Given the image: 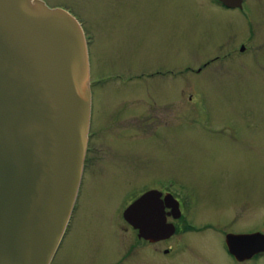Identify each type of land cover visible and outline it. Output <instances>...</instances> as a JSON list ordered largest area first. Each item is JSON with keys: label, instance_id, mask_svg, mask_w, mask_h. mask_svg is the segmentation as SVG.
<instances>
[{"label": "rangeland", "instance_id": "1", "mask_svg": "<svg viewBox=\"0 0 264 264\" xmlns=\"http://www.w3.org/2000/svg\"><path fill=\"white\" fill-rule=\"evenodd\" d=\"M39 1L82 26L94 129L130 140L119 152L114 135L100 136L103 158L82 189L54 264L116 263L121 247L137 240L122 219L134 198L128 190L169 177L197 189L196 223L219 222L223 234L215 227L187 232L188 249L177 262L157 249L172 247L180 235L151 246L139 241L146 249L127 264H236L222 249L224 231L264 235V48L236 54L244 38L264 44V0L248 1L247 23L214 0ZM230 48L236 55L203 68ZM160 69L172 72L155 74ZM127 146L136 149L131 164ZM129 173L136 180L123 182Z\"/></svg>", "mask_w": 264, "mask_h": 264}, {"label": "water", "instance_id": "2", "mask_svg": "<svg viewBox=\"0 0 264 264\" xmlns=\"http://www.w3.org/2000/svg\"><path fill=\"white\" fill-rule=\"evenodd\" d=\"M218 1L229 8L242 3ZM90 98L77 21L39 0H0V264L52 258L81 179ZM153 196L146 193L122 214L147 240L164 237L151 226ZM225 243L238 261L264 252L261 233L229 234Z\"/></svg>", "mask_w": 264, "mask_h": 264}, {"label": "flooded vegetation", "instance_id": "3", "mask_svg": "<svg viewBox=\"0 0 264 264\" xmlns=\"http://www.w3.org/2000/svg\"><path fill=\"white\" fill-rule=\"evenodd\" d=\"M215 7L217 6L220 8L221 11H226V12H231L234 11L236 15H238L243 21L250 22L252 20V16L249 11H247V6H248V1L249 0H243L242 3V8H229L223 3H221L218 0H214ZM217 8V9H218ZM259 43L261 44V41H257L254 38H244L242 40H239L237 42V47L236 51L238 53L236 54H247L249 52H259L264 48V44H261L260 46ZM260 48V49H259ZM223 51V50H222ZM220 51V52H222ZM235 49L230 48L224 52H222L221 55H215L214 59H211L207 63L203 64V68H207L208 66L212 65L214 62L217 60H220V58H228L231 56H234L235 54ZM235 54V55H236ZM220 57V58H219ZM171 73L172 70H158L155 74H163V73ZM200 72V69L197 70V73ZM91 93L92 88H91ZM94 100V102H93ZM93 106L95 108V97L91 96V102H90V120H89V126H88V134H87V145H86V151H85V156H84V161H83V167H82V174H81V179L77 191V196L75 199V203L68 221V224L65 228L64 234L62 236V239L60 241V244L58 248L56 249L53 257L51 258L50 262L48 264H54V259L57 254V251L60 249V246L62 245V242L64 238L66 237V234L68 233L69 229L71 228L72 221L74 219V214L77 211L78 208V202L80 200L81 194H82V189L84 188L85 183L88 181L89 177L91 178L92 175L94 176V168L95 165L103 158V153L105 152V148L101 146L98 143V140L101 135L109 132L112 135H114L117 140L119 141L118 143V148L119 152L123 146V142L130 141L128 138H122L124 136H121L119 134L118 138V133H113V131L107 129V128H100L98 131L94 129V110ZM109 120L113 119L112 115H108ZM153 134H157L160 132H155L152 131ZM151 133V132H150ZM135 137V136H134ZM133 138V137H132ZM131 138V139H132ZM132 148V149H131ZM128 152L130 155L128 156L130 164L134 160V154L136 153V149L133 148L132 146H127ZM89 173V174H88ZM123 182L127 181L129 182L130 178H134V175L132 173H129L128 175H123ZM135 179V178H134ZM105 180V179H103ZM136 180V179H135ZM138 182V181H137ZM142 183H145L141 185L140 187H131L128 190V193H130V197L132 200L130 203L124 208V210L133 202L138 201L143 195L146 193H153L154 196V201L153 204L149 207L150 214L152 215V224L151 226L154 229H160L164 231V237H161L159 239H151L147 240L139 235V228L133 227L130 225L128 222H126L122 216V219L127 223V226L134 232H136V241L134 243H131L128 245V247H121V250H123V253L120 255L118 258L117 262L114 264H127L129 262V258H135L138 255L137 251H142L145 250L146 246L143 248H138L139 246V241L142 243L147 244V246L155 245V244H163L169 242L172 238H174V235H180L178 238H175L173 242L172 247H167V248H159L157 249L158 253H161L164 255V257L167 260H173L176 261V257L179 254H183L185 250L188 249V234L187 232H197L201 231L202 229H207V228H217L218 233H222L221 230L218 228L219 222H203V223H196V218L197 214L199 212L200 208V197L197 193V189L194 188L193 186L187 187L183 183L174 181L172 177L162 179V180H156L154 179L145 181L143 180ZM129 183H126L125 187L128 186ZM108 186V185H107ZM105 186V187H107ZM101 187V184L99 185ZM126 192V191H125ZM127 193V192H126ZM125 195V194H124ZM123 210V212H124ZM122 212V214H123ZM159 215L160 220L163 221L162 224L156 223V216ZM262 222V221H261ZM263 223V222H262ZM216 224V226H214ZM169 232V233H168ZM181 232L183 234H181ZM204 232V231H202ZM259 232V230L256 231H234L231 229H227L224 231V244L222 245V249L224 250V254L226 258L231 261L232 263L236 264H260L259 261H264V252L257 253L253 255L250 258H247V260L243 261H237L235 258H233L230 253L228 252V249L225 244V237L228 234H250V233H255ZM200 233V232H198ZM220 233V234H221ZM261 233V232H259ZM223 234V233H222ZM132 249L134 252L133 255L130 256V254L126 253L129 249ZM230 262V263H231ZM203 263V262H202Z\"/></svg>", "mask_w": 264, "mask_h": 264}, {"label": "bare ground", "instance_id": "4", "mask_svg": "<svg viewBox=\"0 0 264 264\" xmlns=\"http://www.w3.org/2000/svg\"><path fill=\"white\" fill-rule=\"evenodd\" d=\"M93 96V95H92ZM93 102H94V100H93ZM93 110H94V106H93ZM58 252V251H57Z\"/></svg>", "mask_w": 264, "mask_h": 264}]
</instances>
